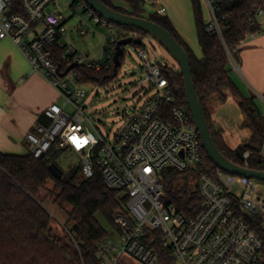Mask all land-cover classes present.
I'll return each mask as SVG.
<instances>
[{"label":"built area","instance_id":"1","mask_svg":"<svg viewBox=\"0 0 264 264\" xmlns=\"http://www.w3.org/2000/svg\"><path fill=\"white\" fill-rule=\"evenodd\" d=\"M55 1L0 0V43L12 42L32 71L65 101L63 106L54 103L46 108L27 133L29 153L41 159L52 150L70 151L78 157L85 178H92L99 169L107 188L126 197L124 208L115 215L120 242L107 240L100 247L97 256L101 263L121 264L129 256L141 264H262L264 241L249 221L258 216L264 220V195L258 191L257 181L218 169L214 177L203 175L198 181L203 205L197 216L189 218L166 205L164 171L186 173L202 163L203 145L191 113L176 105L162 67L150 63L139 50L147 69L146 79L139 84L150 83V89L114 138L106 140L77 105L86 92L80 89L75 70L79 66L109 70L115 65L116 27L85 4L76 5L87 21L79 30L81 35L98 26L108 29L111 39L103 47L102 60L89 62L69 46L61 16L48 12ZM199 1L208 16L206 31L221 41L232 60L219 14L222 5L235 0ZM158 15L165 16L166 9L161 8ZM263 15L264 10H259L257 18ZM79 19L83 22L82 15ZM262 34V29L248 33L237 49ZM55 48L64 49L68 68L73 64L77 68L67 74V70L61 71ZM260 156L264 160V145ZM250 157L251 152L244 153L243 167L248 168ZM237 187L242 190L235 191Z\"/></svg>","mask_w":264,"mask_h":264},{"label":"trees","instance_id":"2","mask_svg":"<svg viewBox=\"0 0 264 264\" xmlns=\"http://www.w3.org/2000/svg\"><path fill=\"white\" fill-rule=\"evenodd\" d=\"M101 1L119 13L145 18L146 0ZM80 3L86 5L84 0H76L73 7ZM191 3L197 40L202 51L201 58L183 40L168 17L155 14L146 19L166 29L188 54L196 92L220 152L234 163L244 166L242 157L249 151L251 157L248 168L264 171V160L260 156L264 145V117L255 99L245 97L232 81L228 53L221 41L206 31L200 1L191 0ZM121 4L127 5L128 9ZM259 10H264V0H235L222 5L219 16L224 19V38L233 58L240 51L237 49L240 40L248 33L261 31L257 18ZM121 30L118 41L128 38L142 40L148 36L129 27H121ZM130 33L139 37H131ZM131 45L140 50L143 42L141 45ZM55 49L56 61L60 64L61 71L65 72L68 66L63 60L64 49ZM123 52L117 69L115 65L109 70L100 71L79 66L75 70L79 83L108 85L116 78L124 63V47ZM165 68H162L163 75L172 89L176 105L190 112L180 70L170 69L168 66ZM228 96L237 101L244 116L242 127L251 131L250 139L236 150L228 148L220 133L214 130L207 108L210 100L224 103ZM73 154L70 151L52 150L45 157L35 159L30 153L17 156L0 152V264H102L97 255L109 234L97 216H102L118 231L115 215L124 208L126 197L107 188L99 169L89 179L82 176L80 162L64 171L59 165L60 159ZM54 164L63 172L61 179L55 178L50 171V166ZM217 171L218 168L209 159L204 148L202 163L197 169L186 173L164 171L165 204L174 206L178 212L189 218H194L203 205L198 181L203 175L214 177ZM49 186L52 188H48ZM46 202L66 214L64 229H61L63 235L54 229L57 221L46 209ZM249 221L264 241V220L258 216L250 218Z\"/></svg>","mask_w":264,"mask_h":264},{"label":"rangeland","instance_id":"3","mask_svg":"<svg viewBox=\"0 0 264 264\" xmlns=\"http://www.w3.org/2000/svg\"><path fill=\"white\" fill-rule=\"evenodd\" d=\"M76 0H56L48 8V12L59 14L63 20L64 28L67 29L69 46L73 47L79 54L86 57L89 62H99L102 60V50L106 43L110 42L109 31L106 28L95 26L92 31L81 35L79 30L85 27L86 16L78 13L73 3ZM128 9V6L121 4ZM161 8H165L167 16H173L181 35L187 40L190 48L201 58L202 51L198 44L196 24L193 16L191 0H146L145 18L158 14ZM203 20L207 22L208 16L205 8L202 6ZM82 15L83 22L79 19ZM264 19V15L260 17ZM117 38L120 39L121 27L116 26ZM131 37H139L130 33ZM108 37V40H107ZM143 46L140 51L145 52L147 59L153 65L161 66L163 69L167 64L170 69H179L178 63L161 47L155 40L149 36L142 38ZM125 59L116 78L106 86L81 84L80 89L86 92V97L78 101L77 105L84 112L86 117L91 120L94 126L99 130L106 140H112L119 129L123 126L126 116L135 112L145 101L150 89V83L140 85L141 80L146 79V63L140 58L139 49L131 44L124 46ZM166 69V68H165ZM76 101V99H74ZM64 100L59 99L58 104L63 106ZM73 111V107L67 109ZM21 154H27L24 149ZM79 163L76 155H66L61 158L59 165L64 171L75 167ZM82 176L85 178L84 174ZM48 188H52L49 186ZM258 191L264 195V184L257 182ZM242 188H235V191H241ZM46 209L56 219L54 229L60 235L61 229H64L66 214H63L56 206L50 202L45 203ZM100 224L109 234L108 241L113 244H119L120 236L117 229L110 223L97 216ZM121 264H141L137 260L124 256Z\"/></svg>","mask_w":264,"mask_h":264},{"label":"crops","instance_id":"4","mask_svg":"<svg viewBox=\"0 0 264 264\" xmlns=\"http://www.w3.org/2000/svg\"><path fill=\"white\" fill-rule=\"evenodd\" d=\"M181 35L173 16H167ZM263 34L250 41L230 60V77L240 92L253 97L264 117V19L258 18ZM188 43V42H187ZM189 45V44H188ZM60 99L58 92L39 74L9 40L0 43V152L26 156V135L39 121L42 112ZM207 108L211 124L224 144L236 150L251 137L243 128L244 116L237 101L228 96L224 103L210 100ZM27 154H21L23 150Z\"/></svg>","mask_w":264,"mask_h":264},{"label":"water","instance_id":"5","mask_svg":"<svg viewBox=\"0 0 264 264\" xmlns=\"http://www.w3.org/2000/svg\"><path fill=\"white\" fill-rule=\"evenodd\" d=\"M84 1L90 9L97 13L101 18L107 20L109 23L119 27H129L142 31L165 49V51L179 65V70L184 80L187 104L189 106L196 130L198 131V134L200 136L203 148L205 149V152L209 159L218 169L223 170L228 174L241 176L250 180H256L257 182L264 183V171H256L240 166L224 156L217 148L209 129L207 117L196 92L191 73L190 58L186 51L182 48V46L175 40V38L166 29L155 24L149 19L137 18L134 16L119 13L106 6L101 0ZM132 43H134L135 45H141L142 40H134L133 38H128L118 41L116 46V53L114 55V63L116 69L120 66V60L124 54L123 47ZM167 66L168 65L166 64L165 67ZM76 68L77 64L71 65L67 69L65 74ZM50 171L55 178H62L63 172L57 165H51ZM262 264H264V261Z\"/></svg>","mask_w":264,"mask_h":264}]
</instances>
